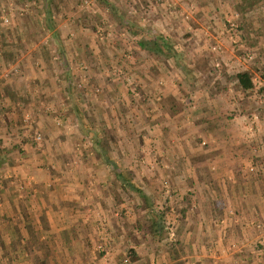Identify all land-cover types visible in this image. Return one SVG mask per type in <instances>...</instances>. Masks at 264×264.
<instances>
[{
    "label": "rangeland",
    "instance_id": "1",
    "mask_svg": "<svg viewBox=\"0 0 264 264\" xmlns=\"http://www.w3.org/2000/svg\"><path fill=\"white\" fill-rule=\"evenodd\" d=\"M251 184L264 189V0H0V264H72L9 238L11 206L41 185L108 200L115 228L101 221L91 264H264V208L237 205ZM197 217L230 235L192 237Z\"/></svg>",
    "mask_w": 264,
    "mask_h": 264
},
{
    "label": "crops",
    "instance_id": "2",
    "mask_svg": "<svg viewBox=\"0 0 264 264\" xmlns=\"http://www.w3.org/2000/svg\"><path fill=\"white\" fill-rule=\"evenodd\" d=\"M228 144H232L231 141L228 142ZM234 153V151L230 150L227 152L222 151V153L218 154L223 155L222 160L226 161L244 159L242 154L236 156ZM228 167L229 166L226 168ZM41 186L42 187H32L31 190L25 192L26 194L32 193V195H29L31 199L23 203L20 202V208L18 205L11 206L16 208L17 212H15V220L8 221V224H14V231L10 228V225L7 226L10 231L9 238L20 242V246L19 243L17 244L20 248L24 246V248L28 250L34 249L38 254L42 252V254H48L52 257L53 254L54 257L64 255L70 257L69 261L70 263L72 262V264H91V256H94L92 249L93 245L100 242L104 234L107 233L105 232V227L103 229L104 224H110L111 229L115 228V221L109 216L111 208L109 207L108 209L106 207V202H108V200L100 197V199L96 198V201L88 203H83L82 201L76 202L75 199L79 198L80 191H77L70 185H60L56 187H50L49 185L48 187L47 185ZM244 186L245 184H242V186L241 184L239 185L242 191L240 196L244 195L246 192L243 190H247V187L242 190ZM249 187L251 191L254 192V202L250 201L249 198L245 196L237 200V205L245 211L254 208V213H258V208H264V202L262 200V198H264V189L257 184H255V186L251 184ZM82 191L87 192V190ZM102 191H104V189ZM90 203L93 204L90 206ZM253 216L258 215L254 214ZM222 220H218V223H214L217 228L213 229L211 224L214 221L207 222L206 219L205 221L199 220V217L192 218V230L190 231V235L193 237L194 233L197 234L202 232V234L206 236L210 234L211 240L214 236L215 239L218 238V236V239H221V234H225V231L228 232L227 225L233 224V221H228L226 223V219ZM101 221H105V223L102 224L103 226L101 225ZM199 226H202V228ZM203 226H205V228H203ZM203 229L205 230L204 232L202 231ZM211 230H213L212 232L215 234L212 233ZM228 235H230V232H228ZM103 243L105 242L103 241ZM41 244H43V247ZM39 247H42L43 251H41ZM49 248L51 249L49 250ZM75 249H77V251H74ZM76 253L79 256L78 260L72 259ZM62 262L66 264L65 261ZM52 263L56 264L55 258Z\"/></svg>",
    "mask_w": 264,
    "mask_h": 264
},
{
    "label": "trees",
    "instance_id": "3",
    "mask_svg": "<svg viewBox=\"0 0 264 264\" xmlns=\"http://www.w3.org/2000/svg\"><path fill=\"white\" fill-rule=\"evenodd\" d=\"M153 43H157L156 41L153 40ZM236 80H237V85L241 87L242 89L245 90H251L253 88V82L250 76V73L245 71V72H238L236 73ZM120 176V174H119ZM139 192V191H138ZM156 226L159 224V221L154 223ZM131 258H134L133 255H130Z\"/></svg>",
    "mask_w": 264,
    "mask_h": 264
},
{
    "label": "built area",
    "instance_id": "4",
    "mask_svg": "<svg viewBox=\"0 0 264 264\" xmlns=\"http://www.w3.org/2000/svg\"><path fill=\"white\" fill-rule=\"evenodd\" d=\"M128 261V258L127 257H125L124 259H123V261L122 262H127ZM122 264V263H121Z\"/></svg>",
    "mask_w": 264,
    "mask_h": 264
}]
</instances>
